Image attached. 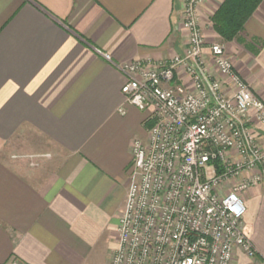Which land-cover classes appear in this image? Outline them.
<instances>
[{
    "label": "crops",
    "instance_id": "obj_1",
    "mask_svg": "<svg viewBox=\"0 0 264 264\" xmlns=\"http://www.w3.org/2000/svg\"><path fill=\"white\" fill-rule=\"evenodd\" d=\"M224 2L200 5L206 45L223 43L264 101V0L227 41L212 22ZM181 14L182 0H0V264H82L106 232L117 247L150 121L115 62L183 55ZM243 198L256 256L232 264H264V181Z\"/></svg>",
    "mask_w": 264,
    "mask_h": 264
},
{
    "label": "built area",
    "instance_id": "obj_2",
    "mask_svg": "<svg viewBox=\"0 0 264 264\" xmlns=\"http://www.w3.org/2000/svg\"><path fill=\"white\" fill-rule=\"evenodd\" d=\"M202 2L182 0L183 55L115 62L126 77L122 92L149 111L151 126L147 140H134L110 264H232L237 250L256 256L243 193L264 181V101L223 43L206 45ZM177 68L187 82H179Z\"/></svg>",
    "mask_w": 264,
    "mask_h": 264
},
{
    "label": "trees",
    "instance_id": "obj_3",
    "mask_svg": "<svg viewBox=\"0 0 264 264\" xmlns=\"http://www.w3.org/2000/svg\"><path fill=\"white\" fill-rule=\"evenodd\" d=\"M260 1L225 0L212 17L214 28L225 41L235 39Z\"/></svg>",
    "mask_w": 264,
    "mask_h": 264
},
{
    "label": "rangeland",
    "instance_id": "obj_4",
    "mask_svg": "<svg viewBox=\"0 0 264 264\" xmlns=\"http://www.w3.org/2000/svg\"><path fill=\"white\" fill-rule=\"evenodd\" d=\"M116 241L111 232H106L82 264H110Z\"/></svg>",
    "mask_w": 264,
    "mask_h": 264
}]
</instances>
